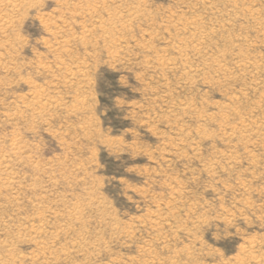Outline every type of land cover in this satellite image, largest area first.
I'll list each match as a JSON object with an SVG mask.
<instances>
[{
	"label": "rangeland",
	"instance_id": "374dc122",
	"mask_svg": "<svg viewBox=\"0 0 264 264\" xmlns=\"http://www.w3.org/2000/svg\"><path fill=\"white\" fill-rule=\"evenodd\" d=\"M231 1L0 0V264H264V0Z\"/></svg>",
	"mask_w": 264,
	"mask_h": 264
},
{
	"label": "bare ground",
	"instance_id": "6f19581e",
	"mask_svg": "<svg viewBox=\"0 0 264 264\" xmlns=\"http://www.w3.org/2000/svg\"><path fill=\"white\" fill-rule=\"evenodd\" d=\"M233 1V0H232ZM231 1V2H232ZM236 1V0H235ZM230 3V2H229ZM232 4V3H231ZM235 4V3H234ZM234 6V5H233ZM138 10V9H137ZM133 13V12H132ZM134 14V13H133ZM137 17V16H136ZM188 25H190V26H193V28H194V30H195V34L198 32V26H197V22H196V20L194 21V22H191V23H189ZM200 40L198 39V37L195 35V36H193L190 40H189V43L188 44H192V43H195L196 42V45H197V47H199L200 45H201V43H199V44H197V42H199ZM187 42V41H186ZM191 42V43H190ZM202 45H203V43H202ZM197 47H195V48H197ZM182 49V48H181ZM180 50V49H179ZM217 62H218V60H217ZM41 95V94H40ZM35 102H37V101H35ZM37 104V103H36ZM187 105V104H186ZM188 108H191L189 105L187 106ZM237 114V112L235 113V115ZM227 117V116H226ZM211 119V118H210ZM224 122V121H223ZM226 122H224L223 124H225ZM246 126V125H245ZM248 126V125H247ZM223 127V126H222ZM235 129L236 128H232V130H230V131H232L233 132V134H235L236 132H234L235 131ZM232 134V133H231ZM250 244H252V243H250ZM253 245H254V243H253ZM6 246V245H5ZM251 246V245H250ZM249 246V247H250ZM255 246V245H254ZM251 247H253V246H251ZM257 248V247H256ZM10 251V250H9ZM14 251V250H13ZM10 254H11V252H10ZM253 255V254H252ZM261 255V254H260ZM14 255H12V257H13ZM254 256V255H253ZM4 257H6V256H4ZM260 256H254L253 257V261L252 262H254V261H256L255 263H258V264H260V262H261V258H259ZM262 257V256H261ZM9 258V257H8ZM13 258H15V257H13ZM264 258V257H263ZM3 259V258H2ZM6 259V258H5ZM247 259V258H246ZM252 259V258H251ZM10 260V259H9ZM238 260H239V258H238ZM242 261H243V259H242ZM246 261V260H245ZM248 261V260H247ZM250 261V260H249ZM5 262V261H4ZM236 262H237V259H236ZM235 263V262H234ZM243 263V262H242ZM249 263H251V262H249ZM240 264V263H239ZM245 264H246V262H245Z\"/></svg>",
	"mask_w": 264,
	"mask_h": 264
}]
</instances>
